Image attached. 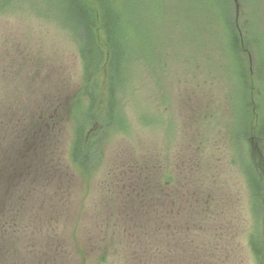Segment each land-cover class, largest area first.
I'll return each mask as SVG.
<instances>
[{
    "label": "rangeland",
    "instance_id": "1",
    "mask_svg": "<svg viewBox=\"0 0 264 264\" xmlns=\"http://www.w3.org/2000/svg\"><path fill=\"white\" fill-rule=\"evenodd\" d=\"M133 1L139 28L126 33L123 80H112L124 117L90 179L71 158L69 101L86 99L87 79L68 0L0 1V255L8 264L30 249L35 234L20 226L17 196L31 192L39 214L56 207V232L85 248L84 264H264V192L257 216L245 173L257 151L237 134L254 131L264 158V0ZM244 37L250 66L239 49ZM165 174L181 214L159 218L151 212L163 208L148 207L162 194L171 207ZM138 205L150 219L117 237L119 210ZM36 223L51 234L48 221ZM256 231L260 257L249 243ZM97 247L109 255L96 259Z\"/></svg>",
    "mask_w": 264,
    "mask_h": 264
},
{
    "label": "trees",
    "instance_id": "2",
    "mask_svg": "<svg viewBox=\"0 0 264 264\" xmlns=\"http://www.w3.org/2000/svg\"><path fill=\"white\" fill-rule=\"evenodd\" d=\"M132 3L136 4V1L132 0ZM132 3L129 0H68L69 14L65 12V15L80 35L82 41L80 56L84 61L85 76L87 79L86 87L83 86L86 99L83 100L81 97L69 101V113L72 121L75 123L71 158L73 164H75V167L85 179H90L101 164H103L105 144L108 141V137L113 131V133H115L116 130L120 129L119 126L122 121L120 117H124L118 108L115 82H112V80L115 78L123 80L124 69L127 70L124 59L126 54H128V48L131 47L126 43V33L128 31L134 33V31L139 28V22L134 24L136 17L133 18ZM128 6H130V9ZM127 10H130L131 14L128 13ZM232 34L234 44L238 45L237 34L234 30ZM242 39L244 47H250L248 45L249 38L244 37ZM245 55L248 57L249 65L250 62H252V58L249 53ZM256 63L257 62L254 61V67L250 68L251 71L257 68L258 64ZM101 66L106 70V74L104 70L100 73L103 75V86L105 87L102 86L100 89L101 91L97 92L95 91L94 82H96V73L99 71L97 68H101ZM92 74L93 76H91ZM244 74L245 72L242 74L243 77L245 76ZM249 78L248 69V80ZM248 80L244 79V82H248ZM250 80L253 82L252 79ZM245 127L246 128H241L242 136L240 137L244 141L248 140L247 142L250 145L252 155L254 150L257 151L255 146H258V138L253 135L254 131L247 128V126ZM257 156V159L252 157L253 164L247 165L245 173L254 203L253 211L255 215L258 216L259 210L262 208L260 205V198L263 196L264 192V158L260 157L258 151ZM168 176L169 175L166 176L165 174V177H163L161 187L163 190L166 188L169 191L171 199L167 200H169L168 205L171 207L164 206L165 197H163V194L161 198L155 197L153 203L151 202V207H148L153 210L163 208V210L155 211H163V214L156 213V215H159V218L181 214L179 211L175 212V209L178 208H173L178 205L174 198V191L177 188L174 183L167 178ZM179 201L182 202V200ZM179 205L183 206L184 204L181 203ZM138 206L139 207L129 209L135 210L133 215L128 214L129 210H119V213L122 215V220H120L119 224H115H118L119 228L121 227L120 232L127 231L130 224L132 227L136 225L135 223H147L150 219L145 216V214L142 216V212L136 211V209H143L147 206ZM182 208L183 207H180V209ZM109 214H113V212H109ZM133 216H135V219ZM108 217L106 221H111L110 217L115 218V215H108ZM127 219L129 225L125 224ZM157 222L159 223V221H155V223ZM160 222H163L164 225V218ZM105 224L106 227H111L110 222H105ZM141 230L143 231V229ZM256 233L257 231L250 235L249 243L252 246L254 255L260 257L261 254L258 252V244H260L261 238L258 237ZM103 255L108 256L109 254L106 252L105 254L103 253Z\"/></svg>",
    "mask_w": 264,
    "mask_h": 264
},
{
    "label": "flooded vegetation",
    "instance_id": "3",
    "mask_svg": "<svg viewBox=\"0 0 264 264\" xmlns=\"http://www.w3.org/2000/svg\"><path fill=\"white\" fill-rule=\"evenodd\" d=\"M238 29L239 28L236 27V31ZM240 49H241V53H244V54L249 53L248 49L244 47L243 39L241 38H240ZM35 134L36 133H33V135ZM3 195L4 194H0V199L2 198L4 199ZM17 198L19 200L18 209L21 210L20 220L26 221L25 223L24 222L20 223V226L22 228H25L26 231L33 232L35 234V237L29 238L28 242L26 243L30 245L29 246L30 249L26 250L25 253H23V249L19 248L15 253L14 260L10 261L9 259L8 264H59L61 260H63V264H70V255L71 256L75 255V258H76L78 255V252L82 254L81 255L82 259L79 260L80 262L77 264H84L82 261H85L83 259L84 257L87 256L86 250H84L85 248L84 249L83 248L74 249L72 247V243H74V241H73V236H71V233H69L66 237L65 236L61 237L60 234L56 232V228L54 224L56 207L54 208L51 207V209L48 208L46 211H44V214L41 215L37 211V208H38L37 203H38V199L40 198L39 195L35 196L31 192H20ZM44 198H47V197H44ZM1 202L3 203V201ZM138 212L143 213V211L141 210H138ZM97 213L103 214L102 210H100ZM134 213H135V210L128 211V214L130 215H133ZM154 213L163 214V211L154 212ZM70 215H71V212H69V217ZM31 218L33 220L31 222H28ZM42 219L48 221L49 225L47 224L45 227H46V230H49L51 232V234L48 235L47 233L46 234L44 233L41 235L40 233H38L39 225L36 223V221H41ZM69 219L72 220L71 217ZM160 225H163V224H160ZM118 226H119L118 224H114L115 228H117ZM95 242L97 241L95 240ZM4 246H6V243L3 244V247ZM95 256H96V259L98 260H101L103 258L102 248L97 247V249L95 250ZM0 258H1L0 264H7L6 255H0Z\"/></svg>",
    "mask_w": 264,
    "mask_h": 264
}]
</instances>
